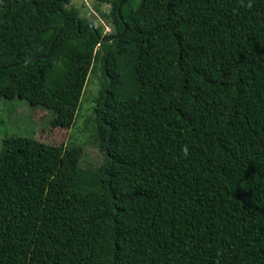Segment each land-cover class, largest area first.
<instances>
[{"label": "trees", "instance_id": "trees-1", "mask_svg": "<svg viewBox=\"0 0 264 264\" xmlns=\"http://www.w3.org/2000/svg\"><path fill=\"white\" fill-rule=\"evenodd\" d=\"M103 1L0 0V98L70 128L99 60L104 156L4 138L0 264H264V0Z\"/></svg>", "mask_w": 264, "mask_h": 264}, {"label": "rangeland", "instance_id": "rangeland-1", "mask_svg": "<svg viewBox=\"0 0 264 264\" xmlns=\"http://www.w3.org/2000/svg\"><path fill=\"white\" fill-rule=\"evenodd\" d=\"M72 4L87 17L101 25L103 33H110L113 27L107 14L111 4L103 0H72ZM103 78L100 61L96 60L88 77L75 123L70 128L54 127L51 124L52 114L41 107H32L27 100L0 98V151L7 136L22 134L32 136L47 143L75 144L83 149L80 166L92 167L101 165L103 153L95 137L94 105ZM83 164V165H82Z\"/></svg>", "mask_w": 264, "mask_h": 264}, {"label": "clouds", "instance_id": "clouds-1", "mask_svg": "<svg viewBox=\"0 0 264 264\" xmlns=\"http://www.w3.org/2000/svg\"><path fill=\"white\" fill-rule=\"evenodd\" d=\"M248 6L251 7L250 4H249ZM111 32H112V31H111ZM111 32H110V33H111ZM182 151H183V153H184L185 155H187V154H188V146L185 145L184 148L182 149Z\"/></svg>", "mask_w": 264, "mask_h": 264}, {"label": "water", "instance_id": "water-1", "mask_svg": "<svg viewBox=\"0 0 264 264\" xmlns=\"http://www.w3.org/2000/svg\"><path fill=\"white\" fill-rule=\"evenodd\" d=\"M59 33H60V31H59ZM57 39V37H55V39H54V41Z\"/></svg>", "mask_w": 264, "mask_h": 264}]
</instances>
